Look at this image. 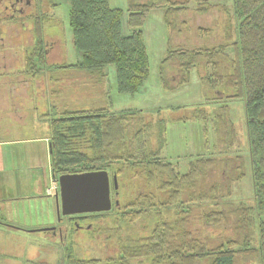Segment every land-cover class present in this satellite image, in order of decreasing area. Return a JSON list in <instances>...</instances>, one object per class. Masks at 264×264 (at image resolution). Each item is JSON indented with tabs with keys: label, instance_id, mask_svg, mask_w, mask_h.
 Listing matches in <instances>:
<instances>
[{
	"label": "trees",
	"instance_id": "obj_1",
	"mask_svg": "<svg viewBox=\"0 0 264 264\" xmlns=\"http://www.w3.org/2000/svg\"><path fill=\"white\" fill-rule=\"evenodd\" d=\"M64 1L79 59L48 64L36 20L26 72L35 76L47 66L73 68L101 82L112 64L117 90L134 94L149 71L141 26L150 9L162 7L169 31L159 66L163 86L187 82L190 69L197 67L203 87L212 93L207 101L243 100L252 185L250 202L232 199V184L245 172L242 155L227 149L237 133L226 104L214 117L224 157L198 156L183 173L161 156L163 117L147 119L141 109H57L52 104L51 113L40 119L48 122L53 179L102 169L116 180L109 211L74 218L85 223V230L91 225L90 241L103 252L87 258L67 249L65 264H264V0H232L230 5L126 0L128 33L122 31L124 10L111 7L109 0ZM193 40L197 43L191 45ZM205 114L201 110L196 116L205 119Z\"/></svg>",
	"mask_w": 264,
	"mask_h": 264
},
{
	"label": "rangeland",
	"instance_id": "obj_2",
	"mask_svg": "<svg viewBox=\"0 0 264 264\" xmlns=\"http://www.w3.org/2000/svg\"><path fill=\"white\" fill-rule=\"evenodd\" d=\"M231 1L212 0L226 2L228 5ZM31 2L33 7L27 9L20 17L18 13L13 19L0 17V39H9L13 44L24 45L28 36L33 34L34 21L38 20L43 40L55 44L49 58L54 61L63 59L67 63L77 62L79 53L72 43L68 2ZM109 5L124 10L122 31L128 33L125 27L126 0H109ZM190 6H193V3H190ZM9 24L12 28L7 27ZM141 30L149 71L144 84L136 93L128 94L117 90L112 64L106 65V74L101 82L90 80L85 77L84 72L77 69L46 68L42 72L52 75L53 79L59 78L50 82V89L62 91L50 95L46 100L35 95L34 105L38 107H30L28 103L25 109L27 116L22 122L11 121L9 117L0 119V138L44 137L48 133V122L39 117L47 111L51 113L54 108L39 107L45 101L58 107L57 109L103 106L113 111L141 109L147 119H155L158 116L165 119L166 142L161 156L183 173L187 171L190 161L198 156L224 157L215 132L214 117L217 110L226 104L227 117L237 133L234 145L227 149L231 154L242 155L245 172L240 181L232 184V199L235 202H250L251 168L243 100L207 101V97L212 93L203 87L197 67L190 69L187 82L172 89L165 88L159 76V66L167 50L169 31L164 23L162 7L149 10ZM196 43V40L190 41L191 45ZM186 44L189 45L188 42ZM21 49V46L16 48L18 51ZM16 68H20L18 63ZM201 110L206 111L205 119L196 116ZM4 149L10 164L6 166L3 175L0 174V264H65L67 249L87 258L100 256L99 252H103L101 247L90 241L88 230L91 225L86 226L88 229L85 230L82 228L85 223L80 224L78 218L72 221L62 215L58 218L55 197H45L44 194L40 198L12 200L8 199L7 192L3 191L7 188L13 189L15 193L29 192L37 177L44 180L45 189L54 183L47 142L44 139H36L29 143L5 146ZM31 165L37 167L29 170ZM50 227L54 230L47 229ZM58 229L61 234L57 232Z\"/></svg>",
	"mask_w": 264,
	"mask_h": 264
},
{
	"label": "crops",
	"instance_id": "obj_3",
	"mask_svg": "<svg viewBox=\"0 0 264 264\" xmlns=\"http://www.w3.org/2000/svg\"><path fill=\"white\" fill-rule=\"evenodd\" d=\"M10 27V26H9ZM12 28V26H11ZM10 29V28H9ZM33 34L28 36L26 44L20 45L19 43L13 44L9 39H0V119L9 117L11 121L22 122L27 114L25 109L27 104L30 107H38L34 105L35 95L41 96L42 99H47L52 95V90L50 89V82L52 78L47 73L42 72L46 68H43L35 76L30 75L26 72V52L31 47H33L35 41ZM54 43L51 41L44 42V48L46 52V60L48 64H71L65 62V60H52L50 55L52 54ZM21 46V51L16 50V48ZM26 48V49H25ZM19 64V70L16 68V64ZM59 78H56L58 80ZM39 107H51L50 102L45 101ZM40 118V117H39ZM48 133L44 137H13V138H2L0 139V174L3 175L6 170V166L10 164L9 160L6 158L7 154L4 152L5 146H11L18 143H29L36 139H44L48 145ZM49 147V146H48ZM49 156V148H48ZM50 164V163H49ZM32 167H37V165H31ZM13 168V167H12ZM38 174V173H37ZM52 175V173H51ZM36 178V177H35ZM34 178V179H35ZM54 180V179H53ZM55 181V180H54ZM44 180L41 178L35 179V185H33L29 192L15 193L13 189H4L7 192L8 199H18V198H30L36 197L40 198L46 193V189L43 187ZM1 188V187H0ZM20 195V196H19ZM55 197V192L52 194ZM55 199V198H54Z\"/></svg>",
	"mask_w": 264,
	"mask_h": 264
},
{
	"label": "water",
	"instance_id": "obj_4",
	"mask_svg": "<svg viewBox=\"0 0 264 264\" xmlns=\"http://www.w3.org/2000/svg\"><path fill=\"white\" fill-rule=\"evenodd\" d=\"M56 210L60 215L105 212L112 206L111 183L116 188L115 176L110 178L106 170L63 173L56 178ZM116 203V202H115ZM54 230L53 227L47 228Z\"/></svg>",
	"mask_w": 264,
	"mask_h": 264
},
{
	"label": "flooded vegetation",
	"instance_id": "obj_5",
	"mask_svg": "<svg viewBox=\"0 0 264 264\" xmlns=\"http://www.w3.org/2000/svg\"><path fill=\"white\" fill-rule=\"evenodd\" d=\"M33 7L31 0H0V17L5 19H13L15 18L16 13L20 15H24L27 9ZM0 18V22L2 19ZM9 24L7 27H9ZM11 27V26H10ZM9 29V28H8ZM87 214V213H82ZM81 214H73L64 216L67 220L74 219L75 217L80 216ZM71 223V222H70ZM54 232V231H53ZM59 234L60 230L58 229Z\"/></svg>",
	"mask_w": 264,
	"mask_h": 264
},
{
	"label": "built area",
	"instance_id": "obj_6",
	"mask_svg": "<svg viewBox=\"0 0 264 264\" xmlns=\"http://www.w3.org/2000/svg\"><path fill=\"white\" fill-rule=\"evenodd\" d=\"M53 182L54 183L51 186L46 188V193L49 195H52L54 194V192L56 193L58 191V185H57L58 183L56 182V180Z\"/></svg>",
	"mask_w": 264,
	"mask_h": 264
}]
</instances>
